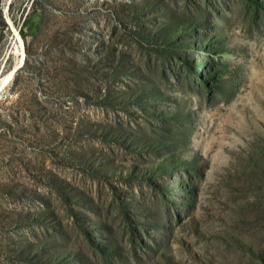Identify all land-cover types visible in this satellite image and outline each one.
<instances>
[{"label": "rangeland", "instance_id": "1", "mask_svg": "<svg viewBox=\"0 0 264 264\" xmlns=\"http://www.w3.org/2000/svg\"><path fill=\"white\" fill-rule=\"evenodd\" d=\"M33 1L0 0V264H264V0Z\"/></svg>", "mask_w": 264, "mask_h": 264}, {"label": "bare ground", "instance_id": "2", "mask_svg": "<svg viewBox=\"0 0 264 264\" xmlns=\"http://www.w3.org/2000/svg\"><path fill=\"white\" fill-rule=\"evenodd\" d=\"M19 36V35H18ZM19 44H18V53L20 56H22L24 54V48H23V40L21 37H17ZM24 56V55H23ZM23 60V57H21V60ZM20 66L16 65L12 70H10L3 78L0 79V93L2 91V89L9 83L10 80L13 79L14 74H15V70L18 69Z\"/></svg>", "mask_w": 264, "mask_h": 264}, {"label": "trees", "instance_id": "3", "mask_svg": "<svg viewBox=\"0 0 264 264\" xmlns=\"http://www.w3.org/2000/svg\"><path fill=\"white\" fill-rule=\"evenodd\" d=\"M34 2H35V0L33 1V3H34ZM3 26H6L5 23H3ZM3 124H4V125H7V126H11L10 123H6V122L0 120V127H1V125H3Z\"/></svg>", "mask_w": 264, "mask_h": 264}, {"label": "water", "instance_id": "4", "mask_svg": "<svg viewBox=\"0 0 264 264\" xmlns=\"http://www.w3.org/2000/svg\"><path fill=\"white\" fill-rule=\"evenodd\" d=\"M16 70H17V69H16ZM16 70H15V73L17 72Z\"/></svg>", "mask_w": 264, "mask_h": 264}]
</instances>
